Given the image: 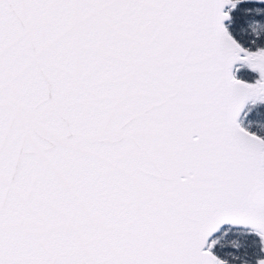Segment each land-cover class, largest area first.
Returning <instances> with one entry per match:
<instances>
[{
    "label": "snow or ice",
    "instance_id": "6c2138e0",
    "mask_svg": "<svg viewBox=\"0 0 264 264\" xmlns=\"http://www.w3.org/2000/svg\"><path fill=\"white\" fill-rule=\"evenodd\" d=\"M0 264H264V0H0Z\"/></svg>",
    "mask_w": 264,
    "mask_h": 264
}]
</instances>
